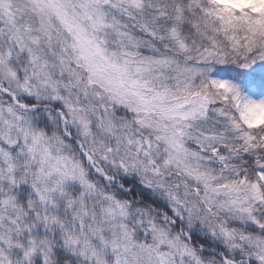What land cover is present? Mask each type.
Instances as JSON below:
<instances>
[{"label": "snow or ice", "instance_id": "1", "mask_svg": "<svg viewBox=\"0 0 264 264\" xmlns=\"http://www.w3.org/2000/svg\"><path fill=\"white\" fill-rule=\"evenodd\" d=\"M0 264H264V0H0Z\"/></svg>", "mask_w": 264, "mask_h": 264}]
</instances>
